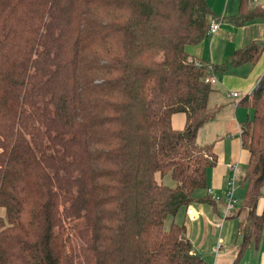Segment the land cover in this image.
Masks as SVG:
<instances>
[{"label": "trees", "instance_id": "trees-1", "mask_svg": "<svg viewBox=\"0 0 264 264\" xmlns=\"http://www.w3.org/2000/svg\"><path fill=\"white\" fill-rule=\"evenodd\" d=\"M247 1L230 22L264 17ZM211 17L206 0H0V264H203L173 219L215 203L195 196L216 164L196 136L221 110L204 79L264 51L209 72L187 49ZM239 103L252 117L244 201L226 216L242 217L234 264L264 229V73Z\"/></svg>", "mask_w": 264, "mask_h": 264}, {"label": "crops", "instance_id": "crops-1", "mask_svg": "<svg viewBox=\"0 0 264 264\" xmlns=\"http://www.w3.org/2000/svg\"><path fill=\"white\" fill-rule=\"evenodd\" d=\"M206 1L212 13V17L210 18V20H218L220 24L218 30L213 36L207 35L203 42L196 46H191L187 49L188 54H190L194 59L199 61L202 65L215 68L221 65L229 56L233 55L234 52L243 49L250 43H255L259 47L264 48V17L257 18L255 20H249L241 26H238L235 23L230 22L229 19L239 15L241 10L240 0ZM263 3L264 0H253V5H251L249 4L248 0L246 3V9H248L249 11L252 9L261 10L259 6ZM256 63L257 64L255 66H251L250 64H248L238 67H229L227 73L219 76H214L215 79H217V83L213 86V92L211 93L212 95L209 99V106L212 108L217 107L221 110L213 121L206 123V125L198 131L196 139L199 146L209 145L211 144L210 142L212 140H214L215 142L221 141L220 144H218L216 147H213V152L216 155V164L213 167L207 169V190H204L201 193L202 196L209 195L215 203L214 205L208 204L191 206L192 209L194 207H197V210L196 208L193 209V220L188 218L184 210L185 217L187 219V221L185 220L187 224L185 225L184 222V226L186 228V237L189 240V243L190 239L192 238L191 233H193L191 228L188 227L189 222H197V228L200 231L202 223H204V225H209V222L211 221L210 226L224 229V226L228 222V220H232L236 222L238 236H241L238 231L237 223L238 220H240L242 217L239 216L238 218L233 219L230 218V215L229 218H225L223 221L224 212L222 198L218 202L213 196H222L227 187V180L230 176V171L227 166L232 165L236 167L238 172L241 163H244L246 165L248 162L249 155L242 149L241 138H239L240 127L242 123L239 122L238 118H236V115L233 119L231 113L232 108H234V112H236L238 106H241L239 103L241 99L245 95H249V92L263 75L264 51ZM234 92L238 93V98L233 99L229 97V93ZM240 97L241 99L239 101L238 99ZM221 114V124H218L219 127L216 128L215 126V128H208L210 127V125H212V123L214 124L216 122V119H218ZM171 125L174 130L183 129V115H174L171 118ZM218 147H220V151H218ZM261 196L262 197L260 198L256 206L257 215H262L264 213V189L262 190ZM233 212H235V210ZM213 216H217L219 218V225L213 222H216L215 219H211ZM201 220L203 222H201ZM261 237H263L262 240H264V229ZM194 243L198 244L196 240L194 241ZM194 245H192L193 254L200 257V254H198L197 250L204 247ZM238 252L239 250L237 251V254ZM237 254L233 253L230 258L225 259L216 257L212 264H234L236 258L238 257ZM202 257L203 256L201 255L200 258L202 260V263L207 264L206 261H209V258Z\"/></svg>", "mask_w": 264, "mask_h": 264}, {"label": "rangeland", "instance_id": "rangeland-1", "mask_svg": "<svg viewBox=\"0 0 264 264\" xmlns=\"http://www.w3.org/2000/svg\"><path fill=\"white\" fill-rule=\"evenodd\" d=\"M255 1V0H254ZM242 96V95H240ZM241 97L238 99L240 101ZM238 102V101H237ZM233 107V106H232ZM232 118L234 119V116L236 115V118H238L239 122L244 124L247 120L250 121L252 117V110L245 106H238V109L236 112H234V108H232ZM221 116L222 114L216 119V122L208 128H218L221 124ZM205 131V130H202ZM200 133H206V132H200ZM222 140V139H221ZM203 142V141H201ZM221 141H214L212 140L210 143L213 145V147H216L218 144H220ZM218 151H220V147H218ZM245 164L241 163L239 166V170L237 172L236 177V188H235V211L238 210V208L242 205L244 201V193H245V184L242 182V177L245 173ZM156 180L158 183H162L168 186H173L171 179L169 176L163 177L161 180L159 176H156ZM202 191L195 192V196H202ZM218 195V194H217ZM215 200L219 202V200L222 198L221 195H218L215 197L213 196ZM197 210V207H194L193 209ZM211 210V209H210ZM212 212V211H211ZM178 215L173 219L176 224L183 225L185 220L187 221L185 217V213L183 209H180L177 213ZM211 219H215L213 221L216 224L219 223V218L217 216H213ZM172 222L171 218H167L164 222V229L168 230V227L170 223ZM201 222H203L201 220ZM211 222V221H210ZM209 225H204V223L201 224V230L199 231L197 228V222H189L188 227L191 228L192 232L190 239V243L194 245V241L198 244H195L194 246H201L204 248H201L197 250L199 256L201 255L203 257H208L209 261H206L207 264H212L216 257L218 258H230L233 253L237 254V251L239 250V247L241 246V236H238L236 222L232 220H228V222L225 224L224 229L212 227ZM187 222H185V225ZM213 224V225H216ZM262 235V234H261ZM261 239V240H260ZM259 243L254 247H251L249 250L244 251L240 256V260L238 261V264H264V240L263 237H260ZM227 240V241H226ZM203 243V244H202ZM259 247V248H258ZM257 249V250H256ZM216 252V253H215ZM202 257V258H203ZM237 257V256H235ZM234 260V259H233ZM233 262V261H232Z\"/></svg>", "mask_w": 264, "mask_h": 264}, {"label": "built area", "instance_id": "built-area-1", "mask_svg": "<svg viewBox=\"0 0 264 264\" xmlns=\"http://www.w3.org/2000/svg\"><path fill=\"white\" fill-rule=\"evenodd\" d=\"M253 0H249V4H252ZM259 8H261V10H264V3L261 4L259 6ZM220 22L217 21H211L210 22V26L207 30L206 35L208 36H213L215 34V32L218 30ZM208 71L210 72L212 69L211 67H207ZM205 82L208 83L210 86H214L217 83V79H215L213 74H209L207 73L206 77H205ZM238 93L234 92V93H229V97L235 99L238 98ZM227 168L230 171V176L228 177L227 180V187L225 189V191L222 194V202H223V221L226 218L227 215H229L230 213H232L235 209V205H236V200L234 197V193H235V187H236V173H237V169L236 167L229 165L227 166ZM187 216L190 219H194V213H193V209L192 207H188L186 210Z\"/></svg>", "mask_w": 264, "mask_h": 264}]
</instances>
